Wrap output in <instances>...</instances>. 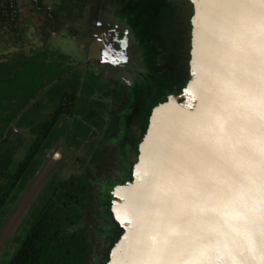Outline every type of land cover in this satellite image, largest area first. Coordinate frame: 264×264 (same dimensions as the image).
<instances>
[{"label":"water","instance_id":"95a60500","mask_svg":"<svg viewBox=\"0 0 264 264\" xmlns=\"http://www.w3.org/2000/svg\"><path fill=\"white\" fill-rule=\"evenodd\" d=\"M190 1L193 74L182 101L176 90L153 107L135 179L111 192L125 232L109 264H264V23L234 14L247 11L238 3H264ZM228 81L254 87L236 91ZM219 109L223 132L212 123ZM213 152L223 154L227 173ZM204 177L209 186L201 188ZM205 201L226 222L215 238H203Z\"/></svg>","mask_w":264,"mask_h":264},{"label":"crops","instance_id":"0c3cea01","mask_svg":"<svg viewBox=\"0 0 264 264\" xmlns=\"http://www.w3.org/2000/svg\"><path fill=\"white\" fill-rule=\"evenodd\" d=\"M25 3L27 11L18 20L0 16V201L7 200L9 186L22 175L30 154L29 159L43 151L51 163L67 155L77 161L103 143H128L123 131L130 111L117 117V124L94 130L91 152L69 146L66 133L50 144L44 137L53 119L64 127L72 112L62 108L63 98L71 88L80 89L86 74H112L108 59L119 44L113 27L106 26L105 0Z\"/></svg>","mask_w":264,"mask_h":264},{"label":"trees","instance_id":"16d2710c","mask_svg":"<svg viewBox=\"0 0 264 264\" xmlns=\"http://www.w3.org/2000/svg\"><path fill=\"white\" fill-rule=\"evenodd\" d=\"M134 6L138 8L137 0ZM189 6L190 0H184L182 5L173 0H144L137 11L143 22L153 26L147 36L152 65L161 75L167 93L174 89L183 92L179 101L184 99L193 74ZM142 110L140 101L134 104L130 117L125 116L123 128H141ZM125 144L103 143L82 163L80 172L60 183L9 264H109L113 249L125 232L113 210L111 192L136 176L134 154L140 142H132L129 149Z\"/></svg>","mask_w":264,"mask_h":264},{"label":"rangeland","instance_id":"374dc122","mask_svg":"<svg viewBox=\"0 0 264 264\" xmlns=\"http://www.w3.org/2000/svg\"><path fill=\"white\" fill-rule=\"evenodd\" d=\"M137 1L136 11L144 0ZM173 1L178 5L184 2ZM193 13V6H189L187 14L190 24ZM108 17L112 19L111 16ZM121 18L119 17L118 23ZM79 88H71L63 98L62 108L72 112L64 127L58 126L57 118L48 124L44 137L50 140L49 144L66 133L69 146L86 147L91 152L96 145L93 142L96 133L94 130L110 122L117 124V117L120 118L124 111L132 112L138 101L143 106L141 119L146 121L151 116L153 107L168 92L164 87L155 88L148 84L139 89L133 79L112 80L106 72L98 78L89 72ZM141 129L142 127L132 125L123 131L128 138V143L124 145L126 149H129L132 142L140 139ZM90 156L91 153H88L85 159L71 161L67 155L63 160L51 163L41 151L30 159L17 182L10 184L7 200L0 201V264L10 263L30 228L54 197L60 183L74 172H80L82 163L87 162ZM134 156L136 158L137 154Z\"/></svg>","mask_w":264,"mask_h":264},{"label":"flooded vegetation","instance_id":"af4514ba","mask_svg":"<svg viewBox=\"0 0 264 264\" xmlns=\"http://www.w3.org/2000/svg\"><path fill=\"white\" fill-rule=\"evenodd\" d=\"M134 7L133 0H105L106 26L113 27L115 42L119 44L111 50V57L108 59L112 74L108 71L106 73L112 80L133 79L139 89L145 84L155 88L163 87L162 77L152 65L153 53L148 49L151 43L147 39L148 31L153 26L143 22ZM108 15L112 17V23ZM119 17L122 18L118 23Z\"/></svg>","mask_w":264,"mask_h":264},{"label":"snow or ice","instance_id":"6c2138e0","mask_svg":"<svg viewBox=\"0 0 264 264\" xmlns=\"http://www.w3.org/2000/svg\"><path fill=\"white\" fill-rule=\"evenodd\" d=\"M261 3H264V0H261ZM234 7H236L237 9H246V13L245 12H241V11H237L234 14L236 16H241L244 14H247L250 17H259L261 22L264 23V8L259 9V10H255L252 8L251 5H247V4H243V3H238L236 5H234ZM262 55H264V53H262ZM229 84H231L232 88L236 91L242 90L245 86L248 88H252L254 87V83L252 82H248V81H243V82H234V81H228ZM213 127L215 129H217L220 132H223L225 130V124H226V117L222 112V109L218 110V113L216 115V117L213 120ZM239 151L243 152L244 149L241 148L239 149ZM213 159L216 160L217 164L219 165L220 168L224 169L225 172L227 173V171H229V169L226 167L225 163H221V161H223L225 158L223 156L222 153L219 152H213L212 154ZM209 186V181L206 177L201 179L200 182V187L201 188H205ZM218 205L216 203L213 202H209V201H205L203 203V206L201 207V211L205 213V216L202 217L201 219L204 220V222L207 225V229L204 235V239H208V238H215V235H218L217 232V226L220 228L224 227V224L226 223L225 221H222L219 218V214H218ZM215 214V215H214ZM181 219L183 220V222L187 223L188 220L185 217H181Z\"/></svg>","mask_w":264,"mask_h":264},{"label":"built area","instance_id":"2783aa9c","mask_svg":"<svg viewBox=\"0 0 264 264\" xmlns=\"http://www.w3.org/2000/svg\"><path fill=\"white\" fill-rule=\"evenodd\" d=\"M26 11L25 0H0V16L10 21L18 20Z\"/></svg>","mask_w":264,"mask_h":264},{"label":"bare ground","instance_id":"6f19581e","mask_svg":"<svg viewBox=\"0 0 264 264\" xmlns=\"http://www.w3.org/2000/svg\"><path fill=\"white\" fill-rule=\"evenodd\" d=\"M55 156H58V157H60V156H61V153H59V152H58V153H57Z\"/></svg>","mask_w":264,"mask_h":264}]
</instances>
